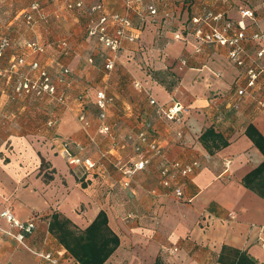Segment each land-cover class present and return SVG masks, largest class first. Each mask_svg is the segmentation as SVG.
<instances>
[{
	"label": "crops",
	"instance_id": "crops-1",
	"mask_svg": "<svg viewBox=\"0 0 264 264\" xmlns=\"http://www.w3.org/2000/svg\"><path fill=\"white\" fill-rule=\"evenodd\" d=\"M78 1L82 8L67 9ZM99 1L108 13L128 15L132 28L127 34L135 37L122 41L111 70L104 68L110 52L86 34L97 15L88 9ZM33 4L37 11L30 10ZM154 8L156 16L150 17L136 0L128 7L121 0H0V38L12 42L0 59V73L14 58L25 60L18 73L0 75V213L8 209L16 220L35 224L19 242L18 230L0 217V264H49L32 251L56 253L63 262L77 264L48 231L49 220L58 214L83 231L100 211L119 238L105 264H154L158 258L163 264H219L223 246L264 264V197L243 185L264 161L245 133L252 125L264 137V73L246 88V71L264 67V56L256 57L264 44L245 40L244 67H235L225 47L197 50L195 31L206 27L192 23L212 12L236 25L239 10L249 9L255 16L243 19L249 38L264 31V0H155ZM28 12L32 27L22 17ZM31 42L42 52L27 47ZM33 62L53 80L62 69L70 71L64 83H57L64 103L15 93L19 75L34 76L28 67ZM155 73L164 82L176 79L171 92ZM135 81L148 94L134 89ZM239 89H245L243 96L237 95ZM99 90L112 98L106 134L97 132ZM175 104L183 109L179 121L158 111ZM80 112L90 122L86 129L77 119ZM209 127L228 143L213 154L199 140ZM142 130L158 143L162 156H152L144 170L127 176L144 156L128 137ZM65 150L80 162L69 163ZM42 160L46 168L41 172ZM164 161L192 168L177 178L182 198L174 194L176 184H160ZM45 172L51 180L45 181Z\"/></svg>",
	"mask_w": 264,
	"mask_h": 264
},
{
	"label": "built area",
	"instance_id": "built-area-1",
	"mask_svg": "<svg viewBox=\"0 0 264 264\" xmlns=\"http://www.w3.org/2000/svg\"><path fill=\"white\" fill-rule=\"evenodd\" d=\"M126 7L130 6L132 0H121ZM139 3L146 5V11L150 17L156 16V9L154 8L155 0H136ZM218 2H231L233 0H216ZM68 10L80 9L83 7V2L78 1L74 4L68 3L66 5ZM31 11H37V4H33L30 7ZM88 12L90 15L97 13L96 17L91 18L86 26V34L88 37L94 39L97 43L102 45L105 49L110 52V56L105 60L104 68L106 70H111L113 68L115 59L117 58L118 52L121 48L122 41L127 39L130 42L135 41V37L128 35L127 32L132 28L131 21L126 14L119 13H108L102 3L99 1L95 5H92ZM241 20L233 25L231 22L226 21L222 13H212L207 12L202 18H193L192 23H201L206 30L198 28L195 31V37L198 41L199 46H220L227 49L226 58L227 61L235 67H244L245 60L243 57V42L250 39L256 43L264 44V31L253 33L249 38L245 34V24L243 22L244 18L254 19V13L249 9L239 10ZM24 22L32 27L34 24L33 15L31 12L22 14ZM178 38V36H176ZM12 45L11 40L8 37L0 38V59L2 58L4 52L9 49ZM62 48L67 47L66 42L60 44ZM27 47L33 49L36 52L41 53L42 48L35 42L27 44ZM264 56V48H260L256 54L257 58H262ZM25 65V60L23 57L14 58L10 61L8 68L1 72L0 75H9L11 73H18L19 69ZM29 71L35 73L33 77H27L25 75H19L15 82L14 91L17 95H24L26 97H33L37 99L52 98L59 103L65 102V96L63 94H57V83H64L65 77L69 74L68 69H62L57 80H53L48 73L47 69L39 66L38 63L33 62L28 65ZM261 73H264V67L257 70L248 69L246 71V88L251 89L255 86ZM134 89L142 91L148 94V91L139 82L133 83ZM245 94V89H239L237 91L238 96H243ZM151 105H156V101L150 99ZM112 103V98L108 97L107 94L99 90L95 94L94 104L97 109V119L99 121V127L97 132L99 134L108 133V126L104 123L106 119V112L108 106ZM180 105L175 104L173 107L164 109L160 107L158 109L159 113L163 115L168 120L179 121V113L182 111ZM79 123L83 128H88L90 122L83 112H80L77 117ZM53 121H49L48 125H53ZM128 139L133 142V150L141 155H144L138 162L134 163L132 168L125 172L127 176H131L135 172L142 171L149 164L152 156H162V149L158 143L151 139L145 131H138L134 134L129 135ZM65 155L67 156L69 163H79L80 160L72 156L68 150H65ZM89 168H92L94 164L88 159L83 161ZM195 165V164H194ZM160 184L165 187H171L172 183L176 184L174 187V194L177 198H182V191L179 187V182L177 180L178 176H186L191 171L192 168L188 166H183L179 162H161L160 163ZM0 217L5 219L9 224L13 225L18 230V235L16 239L19 242H24V236L20 232H31L34 229V223L32 221L20 222L15 219L12 212L8 209L3 210L0 213ZM230 219L233 220L234 216L229 215ZM264 245V244H263ZM32 251V250H31ZM40 259L46 261L49 264H67L63 262L59 255L51 252H35L32 251Z\"/></svg>",
	"mask_w": 264,
	"mask_h": 264
},
{
	"label": "trees",
	"instance_id": "trees-1",
	"mask_svg": "<svg viewBox=\"0 0 264 264\" xmlns=\"http://www.w3.org/2000/svg\"><path fill=\"white\" fill-rule=\"evenodd\" d=\"M158 79L168 92L173 90L176 85V79L162 81L157 74L153 75ZM246 136L253 142L264 156V137L257 129L249 125L246 128ZM202 146L209 154L224 148L228 143L221 134L214 131L212 127L207 128L199 138ZM41 172L46 168L44 161H41ZM45 181L51 180V175L46 172L43 174ZM243 185L250 188L264 197V161L254 170H252L243 179ZM31 232H20L26 237ZM48 231L57 239L68 253L74 258L77 264H105L109 257L119 246L118 236L110 229L107 215L100 211L92 223L83 231L75 230L73 224L66 218L58 214H53L49 220ZM219 264H258L245 251H241L228 246H223L218 258ZM154 264H163L158 258Z\"/></svg>",
	"mask_w": 264,
	"mask_h": 264
}]
</instances>
